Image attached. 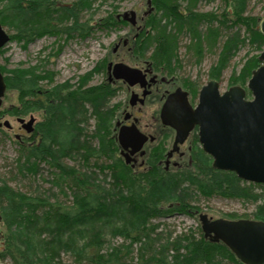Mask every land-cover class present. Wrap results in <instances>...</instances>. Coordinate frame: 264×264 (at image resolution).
Returning a JSON list of instances; mask_svg holds the SVG:
<instances>
[{"label":"rangeland","instance_id":"obj_1","mask_svg":"<svg viewBox=\"0 0 264 264\" xmlns=\"http://www.w3.org/2000/svg\"><path fill=\"white\" fill-rule=\"evenodd\" d=\"M54 1L72 3L74 0ZM1 5L2 2H0V8ZM144 7L145 0H91L90 7L79 12V21L91 26L83 36L79 34L59 36L46 33L24 43L17 37L15 29L6 25L2 26L10 38L0 48V66L7 70L33 67L37 69L36 72L42 79L39 82L40 88L56 87L62 100L69 101V104L74 101L72 105L75 117L71 119L75 122L76 136L75 147L63 157L31 162L23 175L18 173L16 167L15 159L18 156L19 142L14 139V131L7 129L1 131L0 186L6 185L15 191L25 193L34 200L58 201L63 204L81 201L82 193L79 186L82 182L99 183L105 188L103 208L97 214H89L83 219L64 224L57 217L48 219L49 216L43 214L44 210L37 209L36 214L31 216L28 222L9 227L13 233L12 236L16 237V242L23 251L38 263L82 264L74 259L73 252L84 241L92 238H98L101 241L105 253L112 254L117 248H122V252H125L124 248L132 246V242L120 233V228L125 227L128 231L141 222L142 227L150 228L149 233L154 241L147 251L154 250V254L162 257L166 264H187L190 256L188 251L200 244L204 246L209 258L216 256L222 261L215 264H238L240 261L236 257V259L232 258L222 249L208 246L204 243L208 242L204 241L205 239L201 240L203 233L198 214L204 212L212 218L252 219L255 218L254 213L258 208L262 207L264 212V184L247 182L239 179L232 174L233 172L213 169L211 158H199V163L171 173V176L177 175L175 178L183 180L179 181V187L174 186L175 190L166 192H170L171 195L163 196L156 192V203H152L151 198L146 197L145 187L140 194L143 202H151L165 209V215L145 217L146 215L143 214L141 217L137 208L132 207L128 202L125 183L119 177L113 178L112 173L115 169H113L112 158L89 154L99 147L100 135L107 136L110 142L109 137H112L115 115L127 97L124 84L106 82L108 60L133 65L136 62L135 58L137 59L131 49L128 51V56L125 55L126 50L123 47H120L115 54L111 52L119 36L127 30V27L121 24L124 22L108 24L105 27L99 24L100 27H97L96 20L104 17L108 19L110 16L130 9L139 10L141 14ZM182 7L185 8L186 5L182 3ZM223 8L222 0H199L196 5V10L199 12L213 10L220 12ZM244 11L245 15L257 17L256 29H258V20L264 17V0H246ZM204 29L202 27V30ZM219 33L214 43L206 42L202 38L203 51L200 58L196 57L192 49L189 53L187 50L188 45L193 44L194 37L188 33L178 35V54L181 63L173 69L181 80L192 79L199 86L211 78L210 75L213 74L210 72L215 71L222 46L229 38H231V44L233 40L231 54L224 68L216 76L220 92L232 85L235 77L250 59L259 55L260 52L250 45V34L248 35L245 27L236 24L231 29L219 31ZM190 48H193V45ZM246 84L247 82L244 85L246 91H249ZM101 87L106 90V95L103 97L104 103L96 98L95 93H92ZM89 94L92 99L88 97ZM86 97H88L87 100ZM247 97H251V93ZM11 106H19L16 90H6L0 106V113H3L1 121L7 119L13 128H16L17 123L14 117L5 113V110ZM30 113H33L38 121H42L44 114L41 111ZM58 118L60 121L66 120V117L60 114ZM30 140V138H24L23 142L28 143ZM111 142L114 141L111 139ZM110 145L121 168L128 170L117 156L115 143ZM53 160L58 162V168L54 166ZM63 166L70 168V171L65 169L62 171ZM119 171L115 175H118ZM133 178L130 185L138 181L141 176L136 175ZM152 179L156 183L157 191L165 189L162 179H159V183L156 178ZM222 182L224 185L221 189L214 185ZM232 182L243 192V195H234L226 190V186ZM181 197H186L184 201L188 206L184 209L178 205ZM139 198L134 200L139 202ZM1 201L5 204L7 201L8 205V200L4 196ZM5 229L8 230L0 224V234H3ZM3 244V240L0 239V250ZM133 247L135 248V245ZM135 261L136 258H134ZM196 263L206 264L200 261ZM0 264L12 263L9 259H5Z\"/></svg>","mask_w":264,"mask_h":264},{"label":"trees","instance_id":"obj_2","mask_svg":"<svg viewBox=\"0 0 264 264\" xmlns=\"http://www.w3.org/2000/svg\"><path fill=\"white\" fill-rule=\"evenodd\" d=\"M222 1L224 8L220 12L216 10L199 12L196 10L199 0H151L154 10L144 19L142 32L132 41L133 47L131 50L137 57L136 61L146 59L152 63L164 64L165 68L172 69L174 64L181 63L178 54L179 41L177 40L180 33H188L194 37L193 48H190L191 44L186 47L188 53L192 49L196 57L200 58L203 51L202 38L206 42L214 43L220 34L219 31L231 29L236 24L245 27L248 35L250 34V45L255 48L254 50L261 52L264 47V35L261 34L259 29H256L257 17L244 14L246 0ZM0 2H2L0 8L1 25L15 29L17 37L24 43H28L36 36L46 33L59 36L62 34L66 36L74 34L83 36L91 28L87 23L79 21V12L89 8L91 0H74L72 3H58L54 0H0ZM182 3L186 5L185 8L182 7ZM96 23L97 27H100L99 24L102 25L101 27H105L108 24H117V20L115 16H110L108 19L106 17L98 19ZM202 27L205 29L202 30ZM175 33L178 34L175 35ZM229 44H231V38L223 44L218 56V64L215 71L210 72V74H213H209L210 77L216 79L217 74L224 68L231 54L230 48L233 40L230 47ZM260 63L258 56L252 60L250 59L239 75L235 77L232 85L245 88L244 85L250 78L251 71L257 68ZM36 70L33 67L7 70L0 66L6 90H16L19 100V106H11L5 112L14 116L39 110L44 114L42 121L39 122L36 128L35 134L37 135L33 134L35 136L34 143L19 144L18 156L15 161L18 173L23 175L26 172V167L31 162L53 157L60 159L75 147V122L71 119V117H75L72 105L74 101L69 104V101L62 100L56 87L40 88L39 82L42 79ZM92 93H95L96 98L104 103L103 97L106 95L104 87L97 88L96 92ZM249 95V91H246V96ZM88 97H90V94ZM88 97H86V100ZM59 114L66 117V120L60 121ZM109 139L110 142L107 136L100 135L99 147L93 153L88 151L89 154L112 158L113 169H115L112 173L113 178L119 177L125 183V190L129 198L128 202L132 207L137 208L139 216L142 217L143 214L146 215L145 217L164 216L165 209L152 204L156 203L155 193L168 196L164 194H170V192H166L175 190L174 186L179 187L178 184L179 181H183L182 178H175L177 175L158 178V183L160 182L159 179H162L161 182L163 181L165 184V189L162 188V191H157L153 177L148 175L141 176L138 181L130 185L134 175L125 168H121L120 162L114 157L110 148V143L114 144V142H111L112 137H109ZM54 166L58 168L57 161H54ZM64 169L70 171V168L63 166L62 171ZM117 171L120 173L115 175ZM214 185L221 189L224 183ZM79 187L82 193L81 201L79 203L63 204L58 201L34 200L23 192L1 185L0 224H3L8 230L5 229L4 233L0 234V239L4 242L0 250V262L9 259L12 264H42L33 260L30 255L23 251L16 242V237L14 238L13 233L9 230L11 225L28 222L29 218L36 214L37 209L44 210L43 214L48 215V219L57 217L64 224L78 221L89 216V214L101 212L105 194L104 186L99 183L88 184L82 182ZM226 188L228 192L234 195H243V192L237 189L233 182ZM144 190L146 191V197L151 198L152 203L143 202L140 194ZM2 196L8 200V205L7 201L6 204L1 201ZM137 198L140 199L139 202L134 200ZM185 199L186 197H181L178 201L181 209L188 206L184 201ZM254 214L255 218L252 219L264 221L262 207L258 208ZM142 226L143 224L140 222L128 231L125 227L120 228V233H123L122 235L132 242V246L124 248V250L126 249L125 252H122V248H117L113 250L112 254L105 253L101 241L98 238H92L84 241L73 252L74 259L82 264H166L162 257L154 254V250L152 252L147 251L154 241L149 233L150 228ZM201 240H204L203 236ZM204 241L208 240L205 239ZM204 243L208 246L220 248L232 258H235L234 254L222 243H211L209 241ZM133 245H135V248ZM203 247L200 244L198 247L193 246L190 248L187 264H197L196 261L205 262L206 264L222 263L220 258L216 256L209 258ZM134 258H136L135 262ZM238 264L242 263L238 262Z\"/></svg>","mask_w":264,"mask_h":264},{"label":"water","instance_id":"obj_3","mask_svg":"<svg viewBox=\"0 0 264 264\" xmlns=\"http://www.w3.org/2000/svg\"><path fill=\"white\" fill-rule=\"evenodd\" d=\"M151 0H147L150 6ZM150 12V9L147 10ZM117 19L136 24L134 10H126L116 14ZM257 28L264 35V17L258 20ZM9 34L0 23V48L9 41ZM117 45L113 47L115 51ZM260 65L251 71L246 87L251 98L246 97V90L239 85H232L220 92L218 82L209 79L199 93L195 108L174 106V114L184 124L172 120L165 121L176 129V136L170 153L183 142L192 126H198L199 141L202 149L212 157L211 167L217 170L233 172L239 179L264 184V48L259 53ZM107 77L122 79L132 86L142 83L143 75L137 68L124 62H109L106 65ZM6 85L0 71V106L5 94ZM136 94L130 96L131 102ZM169 100L165 108L169 107ZM33 117L23 122L22 128L27 133L33 130ZM10 126L8 120L3 122ZM147 137L136 128L126 132L120 129L118 141L126 148L133 146L132 151L140 149ZM131 151V152H132ZM129 162L128 154L124 155ZM198 221L204 239L211 243H222L243 264H264V221L238 218H212L206 213L198 214Z\"/></svg>","mask_w":264,"mask_h":264},{"label":"flooded vegetation","instance_id":"obj_4","mask_svg":"<svg viewBox=\"0 0 264 264\" xmlns=\"http://www.w3.org/2000/svg\"><path fill=\"white\" fill-rule=\"evenodd\" d=\"M148 9H150V12H147ZM130 10H134L136 13L135 25H131L128 21L117 19L115 15L117 23L124 22L121 24H123V27H127V30L123 35L119 36L114 43V46L117 45V47L115 51H113L114 46L112 47V54H115L120 47H123V49L126 50L125 55H129L128 51L133 47L132 41L142 32L144 28V19L153 12L154 6L152 2H150V6H148L147 0H145V7L142 8L141 14H139V10ZM109 62L115 63L120 61L110 59L107 63ZM176 65L177 64H174L173 67ZM130 66L141 71L143 75L142 83L138 82L130 86L122 79L116 80L113 79V77L109 79V77L106 76V82L111 84H124L123 86L127 92V97L123 105L117 110L114 126L112 128V140L116 145L115 148L117 149L119 160L126 165L127 169L134 176L148 175L153 178H156L154 173L171 174L181 171L185 167L193 166L199 163V158H211L212 162V157L202 149L197 125L192 126V128L188 130L184 141L179 143L177 149L170 153L175 140L176 129L165 121L172 120L176 116L178 119L176 122L184 124L182 119H185V117H179L174 114V106H183V111L185 113V107L190 106L192 109L195 108L199 100V93L202 86L206 84L209 79L215 78H208L205 83L198 86L196 81L192 79L190 81L181 80L175 69L165 68L164 64L160 65L158 62L152 63L144 59L136 61ZM215 80L218 82L217 79ZM132 93L136 94L133 102L130 100ZM168 100L170 105L168 108H165V103ZM1 116H3V113L0 115V132L5 129L14 131V139H16L19 144L25 145L23 142L24 138L31 139L26 145L34 143L35 136L33 137V134L36 133V128L40 120L38 121L33 113L12 115L14 121L17 123L16 128H13L9 120L10 126H5L3 124L5 120L1 121ZM30 117L34 119L32 123L33 130L27 133L24 128H22L23 122L20 123L18 118H22L26 122ZM135 128L145 135L147 140L140 149L132 151L133 146L128 145L124 148L120 145L118 133L120 129H124L128 132ZM125 154L129 155L127 157L129 162H126Z\"/></svg>","mask_w":264,"mask_h":264},{"label":"bare ground","instance_id":"obj_5","mask_svg":"<svg viewBox=\"0 0 264 264\" xmlns=\"http://www.w3.org/2000/svg\"><path fill=\"white\" fill-rule=\"evenodd\" d=\"M154 175L156 176V179L171 176L170 173H159V172L158 173H154Z\"/></svg>","mask_w":264,"mask_h":264}]
</instances>
